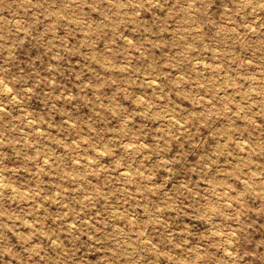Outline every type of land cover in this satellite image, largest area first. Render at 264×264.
<instances>
[{
	"label": "rangeland",
	"instance_id": "1",
	"mask_svg": "<svg viewBox=\"0 0 264 264\" xmlns=\"http://www.w3.org/2000/svg\"><path fill=\"white\" fill-rule=\"evenodd\" d=\"M0 264H264V0H0Z\"/></svg>",
	"mask_w": 264,
	"mask_h": 264
},
{
	"label": "bare ground",
	"instance_id": "2",
	"mask_svg": "<svg viewBox=\"0 0 264 264\" xmlns=\"http://www.w3.org/2000/svg\"><path fill=\"white\" fill-rule=\"evenodd\" d=\"M0 181H1V179H0Z\"/></svg>",
	"mask_w": 264,
	"mask_h": 264
}]
</instances>
